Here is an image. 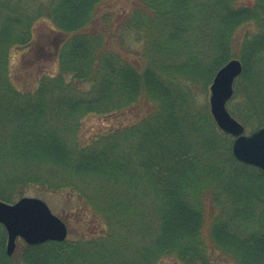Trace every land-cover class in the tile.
Instances as JSON below:
<instances>
[{"label":"trees","instance_id":"trees-1","mask_svg":"<svg viewBox=\"0 0 264 264\" xmlns=\"http://www.w3.org/2000/svg\"><path fill=\"white\" fill-rule=\"evenodd\" d=\"M110 1L0 0V200L60 196L61 220L80 229L24 244L20 263L264 264V173L233 158L195 100L237 58L227 109L262 126L264 0H134L116 18ZM41 19L61 35L57 72L15 82L9 52H42ZM128 41L135 61L118 49ZM126 113L84 136L88 115ZM5 237L0 226V264H17Z\"/></svg>","mask_w":264,"mask_h":264},{"label":"water","instance_id":"water-1","mask_svg":"<svg viewBox=\"0 0 264 264\" xmlns=\"http://www.w3.org/2000/svg\"><path fill=\"white\" fill-rule=\"evenodd\" d=\"M241 72V62L236 58L228 60L215 72L209 85V112L217 128L233 138V158L264 173V124L244 134L243 126L226 108L233 94L234 80ZM0 225L6 232L5 253L8 257L14 252L17 238L27 245H39L49 241L62 242L68 232L65 223L42 199L28 196L13 203L0 200Z\"/></svg>","mask_w":264,"mask_h":264},{"label":"rangeland","instance_id":"rangeland-1","mask_svg":"<svg viewBox=\"0 0 264 264\" xmlns=\"http://www.w3.org/2000/svg\"><path fill=\"white\" fill-rule=\"evenodd\" d=\"M248 3L246 5H251V2H244ZM134 6V0H111L110 4L107 6L108 12L113 14V18L116 16L124 15L127 13L132 7ZM104 11V9H103ZM248 28H252L251 26ZM244 31V30H243ZM61 35L57 32V30L51 25L50 22L45 21L43 19L38 20L32 28V35H31V46L33 49L42 48V52L38 54V56L34 55H26L25 57L18 54L19 50L17 48H12L9 52V72L11 74L12 79L14 78L15 82L21 83L23 80H27L32 82L34 80L35 75L37 73H50V72H57V60L55 51L59 48L61 42ZM128 40V39H127ZM124 44L123 47H118L122 56H124L129 61H135V54L134 49L138 48L139 46L136 44L129 43ZM129 45V46H128ZM115 47V46H114ZM125 47V48H124ZM116 49V47H115ZM117 49V50H118ZM118 50V51H119ZM39 58V59H36ZM31 60V62H29ZM48 61L46 64L45 61ZM28 64L30 65L28 67ZM23 67H28L24 69ZM27 70V71H26ZM211 83V82H210ZM210 85V84H209ZM208 98H209V86L207 92H198L195 100L198 106L207 105L208 106ZM234 102V100H232ZM139 114L143 113L142 110ZM133 119V114H124V115H117L116 117H111L110 119H104L103 117H97L95 115H88L85 118V128L83 129L84 136L91 135L94 132L101 131L106 129L107 127H115L118 125H122L123 123H129ZM106 120V121H103ZM241 123V122H240ZM255 130V129H254ZM251 130L249 127H244V134L250 133ZM28 197H37L42 199L49 207L50 211L60 219L63 217L62 213H60V209L64 208L63 199L60 196H45L39 197L34 194L27 195ZM64 222V221H63ZM65 223V222H64ZM67 231L71 229V231L80 233V229L77 223L73 220H67ZM72 234L67 233L66 238H72ZM6 244V237L4 242V248ZM24 242L21 239H17L15 243V249L12 254L13 260L17 264H21L19 261L21 250L24 247ZM159 264H177L171 260H165L160 262ZM229 264V263H225Z\"/></svg>","mask_w":264,"mask_h":264}]
</instances>
